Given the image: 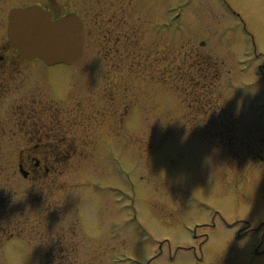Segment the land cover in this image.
Returning a JSON list of instances; mask_svg holds the SVG:
<instances>
[{"label":"rangeland","instance_id":"obj_1","mask_svg":"<svg viewBox=\"0 0 264 264\" xmlns=\"http://www.w3.org/2000/svg\"><path fill=\"white\" fill-rule=\"evenodd\" d=\"M92 6L80 60L0 100V264H264V0Z\"/></svg>","mask_w":264,"mask_h":264},{"label":"flooded vegetation","instance_id":"obj_2","mask_svg":"<svg viewBox=\"0 0 264 264\" xmlns=\"http://www.w3.org/2000/svg\"><path fill=\"white\" fill-rule=\"evenodd\" d=\"M0 0V100L10 95V92L16 91L20 87V72L22 65L28 62L23 56L12 46L9 39L8 28L10 24V13L16 9H25L29 7H40L45 12L51 14L53 21L62 20L70 15L80 17L85 24L86 17L89 16L93 0ZM92 6V7H91ZM106 57V55H105ZM13 89V90H12ZM13 119L19 118L21 113L16 107H13ZM1 118V116H0ZM51 130L49 134H38V132H30L27 139L28 145L23 150H19L21 156L20 163L27 169V179H37L43 174L49 175L62 164V154L68 151L54 148L51 138ZM34 141V143L32 142Z\"/></svg>","mask_w":264,"mask_h":264},{"label":"water","instance_id":"obj_3","mask_svg":"<svg viewBox=\"0 0 264 264\" xmlns=\"http://www.w3.org/2000/svg\"><path fill=\"white\" fill-rule=\"evenodd\" d=\"M12 18L10 37L14 46L27 59L41 58L47 64L54 65L71 64L80 56L84 46L85 28L79 20L70 17L53 23L37 10L16 12ZM30 23L34 29L29 31L26 24Z\"/></svg>","mask_w":264,"mask_h":264},{"label":"bare ground","instance_id":"obj_4","mask_svg":"<svg viewBox=\"0 0 264 264\" xmlns=\"http://www.w3.org/2000/svg\"><path fill=\"white\" fill-rule=\"evenodd\" d=\"M33 23H35V22H33ZM26 28L30 31V30L34 29V26L30 23V24H26ZM30 35H33V33H30Z\"/></svg>","mask_w":264,"mask_h":264},{"label":"trees","instance_id":"obj_5","mask_svg":"<svg viewBox=\"0 0 264 264\" xmlns=\"http://www.w3.org/2000/svg\"><path fill=\"white\" fill-rule=\"evenodd\" d=\"M197 66H198V64H197ZM200 66H201V65H200ZM198 70H200L201 72H203V75H202V76H203L204 78H207L205 68H203V67H199Z\"/></svg>","mask_w":264,"mask_h":264}]
</instances>
